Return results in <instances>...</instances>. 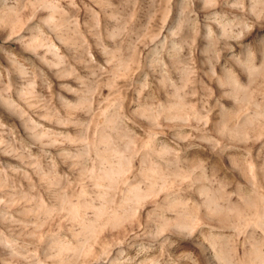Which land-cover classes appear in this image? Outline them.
Masks as SVG:
<instances>
[{
    "label": "rangeland",
    "instance_id": "1",
    "mask_svg": "<svg viewBox=\"0 0 264 264\" xmlns=\"http://www.w3.org/2000/svg\"><path fill=\"white\" fill-rule=\"evenodd\" d=\"M5 16L0 264H264V228L239 222L264 216V123L235 99L264 104V0H0Z\"/></svg>",
    "mask_w": 264,
    "mask_h": 264
},
{
    "label": "bare ground",
    "instance_id": "2",
    "mask_svg": "<svg viewBox=\"0 0 264 264\" xmlns=\"http://www.w3.org/2000/svg\"><path fill=\"white\" fill-rule=\"evenodd\" d=\"M206 1H210V0H206ZM50 18L53 19V17H50ZM0 26L7 27L9 29L10 36L14 35V34L20 35L17 22H15L14 20H11L7 16L0 18ZM36 43H35V41H32L31 43H28V44L32 47L33 46L35 47L37 45ZM47 62H50V61L48 60ZM53 63L57 64L58 62L57 63L53 62ZM53 63H51V64H53ZM12 65H13L14 72L16 75L17 74L23 75L25 73V71H26L25 67L22 64H20L19 62L13 61ZM0 79H1V72H0ZM5 94H6V92H4L3 89H0V104L4 105L6 108H10L11 110H14V112H17L15 110H17L18 108L16 107V104L14 103L13 99L10 98L9 96L5 95ZM235 99H236V101L241 102L240 116H243L245 118L248 117L250 120H253L257 123H260V122L264 123V104H253V103L251 104L250 102H248V99H246V96L244 94H242L240 91H237L235 93ZM18 112H20V111L18 110ZM1 121L2 120L0 119V123H2ZM32 122L33 121H31V122L26 121L25 125L32 129L34 127V125H33L34 123H32ZM223 125H224V127L226 126V129L228 128V130L230 131V137L234 140H237V139L238 140H246L250 135L249 130L246 128L241 130V131H237L232 126H227L226 124H223ZM34 128L32 130H34ZM34 135L37 136L38 134L36 133ZM2 139H4V138H2ZM2 139L0 137V144L2 142ZM4 142H5V139H4ZM2 149H4V148H2ZM4 151H5V149H4ZM257 166H258V164H257ZM253 174L255 176L254 177L255 180H254V183L252 184V186L256 192V199H255V202H253L254 201L253 200L252 203H253L255 208L261 207L264 210V166L260 165V167H256V168L254 167ZM207 190L208 189H206L204 186H202L199 188L198 192L202 198L199 206L200 205L203 206V209H205L208 213V212L214 211V208H217V205H216L217 203L212 200V197H211L210 193H208ZM0 202H1V200H0ZM232 209H233V206L231 207V211H233ZM259 209H257V210H259ZM2 210L0 208V214H1V212L3 214L4 211H2ZM2 216H1V218H2ZM239 222H240V224L246 225V226H251V227L257 226V227L264 228V216L260 215L258 213V211L256 212V215L255 214L253 215L252 212L247 213V215H245V217L243 219H241ZM210 245H211L210 248L212 250V255L217 260L224 261V257H223L224 254L222 253L221 249L218 247L215 239H212V242L210 243ZM261 260H262V257H261Z\"/></svg>",
    "mask_w": 264,
    "mask_h": 264
}]
</instances>
